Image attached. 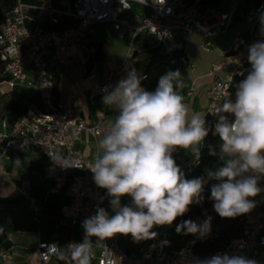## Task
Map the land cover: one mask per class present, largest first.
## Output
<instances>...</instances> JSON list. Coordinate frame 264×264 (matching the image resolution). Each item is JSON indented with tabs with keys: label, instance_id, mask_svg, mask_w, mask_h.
Instances as JSON below:
<instances>
[{
	"label": "built area",
	"instance_id": "built-area-1",
	"mask_svg": "<svg viewBox=\"0 0 264 264\" xmlns=\"http://www.w3.org/2000/svg\"><path fill=\"white\" fill-rule=\"evenodd\" d=\"M205 1L208 0H165L164 5L159 6L153 0H122V5L130 6L123 8L121 0H47L45 5L41 0H14V6L0 26V97L16 88H24L34 90L39 101H26L29 106L14 124L0 117V166L14 152L28 147L39 148L46 158L47 173L56 179L50 193L57 194L63 188L66 189L69 203L62 208L61 213L73 229L62 258L59 242L39 241V264H74L70 252L72 244L78 243L77 236L82 240L84 238L82 222L94 215L98 207L105 208L109 200L107 191L95 184L93 173L88 169L94 160L88 159L81 149L83 135L87 134L93 138L96 146L94 158L100 154L98 141L111 125L107 120L109 107L104 105L92 123H88L79 112L62 109L54 101L55 77L48 69L46 57L52 53L53 60L58 64H65L74 53H86L88 59H94L97 48L91 44L89 37L99 24H109L113 34L119 38L131 34L125 58L109 72L105 82L93 85V91L104 96L106 90L115 88L122 74L135 69L132 67L136 57L135 40L140 36L153 37L169 52L182 50L183 43L176 40L177 32L186 35L197 30L205 38H212L220 32L231 30L237 15H240L239 23L245 28L235 30L231 45L233 50L243 38L244 30L254 34L264 17V0H226L225 9L208 8L209 15L201 22V8ZM41 13L45 15L43 21L38 18ZM245 58L246 55H228L227 62L233 65V70L226 78L217 76L221 66L213 68L209 76L215 79L208 92L209 102L205 114H212L228 94L235 76L242 73ZM181 64L192 72L196 71L193 60H178L174 57L151 72L139 73L135 70L143 77L141 86L145 90L155 91L149 88L155 76L175 71ZM194 84L195 80L185 92L189 97L195 92ZM48 153L78 161L80 168L63 169L53 164ZM172 155L176 164H182L189 172L201 161V151L198 159L191 151L180 148ZM18 194L24 196L28 209L35 222H38L40 202L27 194L26 187L18 188ZM196 205L204 209L203 201ZM244 221L245 236L232 240L213 255L227 253L256 260V255L264 251V212L245 214ZM77 229L80 230L79 235ZM115 238L127 240L128 236L118 234L100 243L93 241L91 264H192L195 258H200L194 252V245L209 243L214 235L198 237L175 253H170V243H165L166 240L158 236L147 240L143 248L136 252L127 251L115 242ZM12 258V251L0 245V264H8Z\"/></svg>",
	"mask_w": 264,
	"mask_h": 264
},
{
	"label": "clouds",
	"instance_id": "clouds-1",
	"mask_svg": "<svg viewBox=\"0 0 264 264\" xmlns=\"http://www.w3.org/2000/svg\"><path fill=\"white\" fill-rule=\"evenodd\" d=\"M153 2L163 6L165 0ZM121 6L130 8L122 5V0ZM261 24L264 26V17ZM248 60L251 71L237 85L235 98L226 99L216 108L214 134L222 143L220 154L215 148L209 154H218L223 166L210 172L209 178L219 181L212 185L210 199L221 218L250 213L262 191L264 42L249 46ZM142 78L132 69L102 97V103L117 109L118 114L98 141L102 151L88 169L95 184L107 191L115 214L109 215L105 208L98 207L94 215L82 222L84 238L73 243L70 252L74 264H91L93 238L106 241L119 234L130 235L136 243L155 239L158 234L154 227L171 226L191 205L203 201L205 179H186L172 153L180 148L199 158L210 131L206 117L198 113L189 116L179 91L184 84L179 69L161 76L155 91L145 90ZM49 156L53 164L63 169L80 168L78 161L66 160L57 153ZM124 196L131 197V205H121ZM176 232L204 237L211 232V218L202 223L185 220L176 226ZM192 264L258 262L244 255L218 253L210 258H195Z\"/></svg>",
	"mask_w": 264,
	"mask_h": 264
},
{
	"label": "trees",
	"instance_id": "trees-1",
	"mask_svg": "<svg viewBox=\"0 0 264 264\" xmlns=\"http://www.w3.org/2000/svg\"><path fill=\"white\" fill-rule=\"evenodd\" d=\"M14 0H0V26L3 23L7 12H9L14 6ZM228 1L226 0H208L203 3L204 7L216 8L219 10L225 9ZM241 20L240 15H237V23ZM239 25H243L240 24ZM261 22L257 25L254 34H250L244 30L243 38L239 40L236 47L229 52V54L244 56L245 64L242 68V73L235 76L232 81L228 94L223 98L218 107L222 106L226 99H234L237 85L244 80L251 71V64L248 60V48L256 42H264V31H262ZM244 29L243 27H238ZM139 42L141 47L146 49L150 55L151 60L155 61H169L171 57L178 60L186 58L184 49L167 51L166 47L158 44L153 37H145L143 39L137 38L135 43ZM102 46L99 45L97 55L94 59L87 62L88 69H92L96 62H100L102 59ZM228 54V55H229ZM187 59V58H186ZM1 68V67H0ZM158 86V82H152L149 88L155 90ZM185 97V95L180 92ZM54 101L57 104L60 97L59 81L54 80L53 84ZM38 103L37 93L32 89L16 88L8 95L0 97V117L6 118L11 124H14L24 113L29 103ZM207 120V125L210 129L209 135L205 138L204 144L201 147V161L198 166H195L191 172L183 167L182 164L178 166L183 171L186 179L203 177L206 181L204 184L203 203L204 209L202 210L196 204L190 206L189 211L181 217H178L164 232L159 236L160 239L166 240L170 243L169 252L175 253L180 251L189 242L197 239L199 236L178 234L176 232V226L185 220H192L197 223H202L205 219L211 218V232L209 234L214 235V239L209 243H196L193 247L195 254L202 258H210L216 251L223 249L234 239H240L245 236V215L238 216L236 218H221L214 210L213 201L206 197L204 194L211 195V187L213 184L219 183L215 179L209 178V173L222 167L218 164L217 158L219 155H210V149L215 148V151L220 152V144L218 135L214 134V124L217 119L216 110L210 114L204 115ZM231 119V117H229ZM17 157L16 165L19 174H26L27 176V194L36 198L40 202L41 214L39 221L35 222L32 228L39 232L41 240L43 241H57L64 248L69 244L73 235L72 227L63 219L62 208L69 203V198L66 196V189L60 190L57 194H51L50 191L56 183V179L49 175L46 171V158L42 151L37 147H28L19 152L11 154V159L8 163ZM262 191L255 198L257 212H264V179L260 181ZM7 205L10 207L9 215L12 216L15 227L18 229H24L27 225L22 220L23 212L33 214L27 207L24 196L19 194H11L9 196H0V206ZM14 207L15 209H11ZM30 216V218H31ZM24 223V224H23ZM79 229H77V235H79ZM79 236H77L78 239ZM0 245L5 248H10V243L4 241L0 237Z\"/></svg>",
	"mask_w": 264,
	"mask_h": 264
},
{
	"label": "crops",
	"instance_id": "crops-1",
	"mask_svg": "<svg viewBox=\"0 0 264 264\" xmlns=\"http://www.w3.org/2000/svg\"><path fill=\"white\" fill-rule=\"evenodd\" d=\"M208 8L209 7L204 6H202L201 8L203 21L205 19L204 17L206 15H209L207 11ZM44 16L45 15L41 13L39 14V17H37L39 18V20L43 21ZM238 27H243V25H239V23H237L236 21L231 30L224 33L220 32L212 38H205L204 35L198 32L197 30H193L191 33L186 34L189 38H202L201 43L196 47L195 55L193 57H190L186 53V42H184V37L186 35H183L180 32L176 33V40L183 43V49L186 53V58L193 60L196 66V71L192 72L186 65L181 64L177 69H179V71L181 72L182 77H192V79H187L188 82L189 79L190 81L192 80V83L194 80H206L197 90H195L194 94L191 97H187L193 98L195 103H198L200 106H203L206 110L209 102L208 92L211 83L213 82L215 77L209 76L211 72L209 74L198 73L201 72L202 69L198 67L196 61L199 59L201 51L206 53L211 52L212 47L209 45V43H211V45H213L217 51H222L224 46H229L228 49L222 52L223 55L219 60H215L213 63H210L212 65V70L215 66H221L222 69L217 73V76L220 78H226L228 74H230V72L233 70V65L227 62V57L229 52L231 51V45L235 38V30ZM100 31L101 33L108 31L109 34L107 35V38H117L122 42V45H120L118 48L115 46L114 49L112 47L110 51H108L106 45L101 40H98L97 33H100ZM131 37V34H129L125 38H119L115 36L111 31L109 24L96 25L93 28L89 38L91 44L97 48V52L99 45L102 46L103 54L101 61L96 62L92 69H88L87 67V62L92 59H88L86 53H83L82 55L77 53L72 54L70 57H68L65 64L56 63L53 60V54L50 53L46 57L48 69L54 75L55 79L59 81L60 97L57 104L64 110L71 109L76 112H79L80 114H82V116H84V118H86L88 123L94 122L97 119L98 113L103 109L104 104L102 103L103 96L93 91V85L95 83L105 82L109 72L113 70L125 58L128 49V42ZM145 37L150 36L143 35L138 38L143 39ZM135 44H138V47H136V57L134 62L132 63V67L137 69L139 73L151 72L153 68L161 67L163 64L168 62V60L163 62H153L151 60L150 53L146 49L141 47V44L139 42H136ZM71 69L75 71V74L71 72ZM126 75L127 73L122 74L118 82L123 77H126ZM161 76L163 75L155 76L153 81L158 82ZM180 92H182L186 96L185 92ZM203 92L205 93L206 100L202 104L201 98L199 96ZM194 108L195 105H192L191 110L189 111V116L194 113ZM117 114V109L111 107L108 108L107 120L109 124L114 123ZM81 149L83 150L88 159L92 161L95 159L94 154L96 151V146L91 136L87 134L83 135V144L81 145ZM99 150L101 153L102 150L100 148ZM10 159L11 156L6 158L5 162L9 163ZM109 200L107 202V205L105 206V210L108 211L109 215H112L114 212L110 206ZM131 204L132 200L130 196H124L121 198V205ZM9 213V210L4 213L0 212V227L3 228V233H0V237L4 241H8L10 243V248L8 249H10L13 253V258L8 264H39V256L37 249L39 241L41 240L39 232L34 231L38 238L37 245L28 244V240L24 237V235L26 232L32 231H24L23 229L16 228L13 218L11 215H9ZM166 229L159 232H156L154 229V231L158 234L157 236L159 237L161 233L164 232ZM114 240L117 244L124 247L129 252H136L142 249L147 241L144 240L139 243L133 242L132 237L130 235H128L127 240H123L121 238H115ZM77 241L79 243L82 241V239L79 237ZM93 241H95L96 243H100V241L96 240L95 238H93ZM95 250H97V248H95ZM65 253L66 247L64 248L63 252L61 247L60 257L62 258ZM256 260L259 264H264V251L256 255Z\"/></svg>",
	"mask_w": 264,
	"mask_h": 264
},
{
	"label": "rangeland",
	"instance_id": "rangeland-1",
	"mask_svg": "<svg viewBox=\"0 0 264 264\" xmlns=\"http://www.w3.org/2000/svg\"><path fill=\"white\" fill-rule=\"evenodd\" d=\"M41 1L44 5L47 3V0H41ZM148 12L149 11H147V14H149ZM217 13H220V11H217ZM200 21L201 22L203 21L202 17L200 18ZM97 34H98V40H101L106 45L108 51H110L112 47L114 49L115 46L118 48L120 45H122V42L117 38H107V35L109 34L108 31L103 33H101L100 31V33L98 32ZM201 41L202 38H189L187 35L184 37V42H186V53L190 57H193L195 55L196 47L201 43ZM209 45L212 47L211 52L206 53L201 51L200 57L196 61L198 67L202 69L201 72L198 73L209 74L210 72H212V68H211L212 65L210 63H213L215 60H219L223 55L222 52L228 49L229 47V46H224L222 51H217L216 48L213 45H211V43H209ZM136 47H138V44H136ZM71 72L75 74V71L73 69H71ZM188 78L187 77L183 78L184 80L183 88L180 89L179 91L186 92L191 88L192 80L190 81V79H192V77L189 79V82L187 81ZM205 81L206 80H202V79L196 80L194 84V89L197 90ZM199 97L201 98V103L203 104L204 101L206 100L205 93L204 92L201 93ZM183 103L189 108V111L191 110L192 105L193 106L195 105L194 113H198L202 116H204V114L206 113V109L203 106H200L198 103H195L194 99L187 97V95L185 96V100ZM218 154H220V152H218ZM16 160L17 157H15L13 161H11L10 165H8V162H4L0 166V196H9L14 193L18 194V188L27 186V176L26 174H19L17 170ZM217 162L220 166H223V161L219 157L217 158ZM206 197L210 198L209 195L205 193L204 198ZM9 209L10 207L7 205L0 206V212L2 213L6 212ZM11 209H15V208L11 207ZM251 212H257V210L254 208V210H252ZM30 216H31L30 214L23 212L22 220L27 224L23 230L32 231V232H26L24 237L28 240L27 241L28 244L37 245L38 238L36 233L34 232L35 228L34 227L32 228V226L35 224V220L32 216L30 218ZM30 224H32V226H30ZM167 227L168 226L154 227V229L156 232H159L166 229Z\"/></svg>",
	"mask_w": 264,
	"mask_h": 264
}]
</instances>
